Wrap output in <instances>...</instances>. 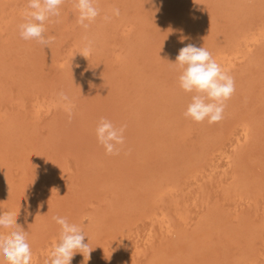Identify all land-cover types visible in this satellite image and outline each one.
Masks as SVG:
<instances>
[{"label": "rangeland", "instance_id": "374dc122", "mask_svg": "<svg viewBox=\"0 0 264 264\" xmlns=\"http://www.w3.org/2000/svg\"><path fill=\"white\" fill-rule=\"evenodd\" d=\"M26 5L0 0V211L19 214L33 264L54 216L82 227L87 264H264V0H97L87 29L65 0L48 48L20 38ZM187 44L234 78L218 123L184 116ZM101 118L127 126L119 154Z\"/></svg>", "mask_w": 264, "mask_h": 264}, {"label": "clouds", "instance_id": "9594fccd", "mask_svg": "<svg viewBox=\"0 0 264 264\" xmlns=\"http://www.w3.org/2000/svg\"><path fill=\"white\" fill-rule=\"evenodd\" d=\"M65 0H27L23 12L24 20L18 25L21 39L35 40L45 48L55 42V37L47 34V25L52 18L61 15ZM78 12L77 23L84 29L100 15L97 0H73ZM119 16V9L113 10ZM108 19V17H105ZM91 42L80 53L87 58L91 54ZM174 64L178 71L179 87L191 93L190 102L184 112L185 118L196 123L207 120L209 124L218 123L223 119L226 101L235 92L234 78L228 74L205 47L187 44L179 50ZM62 101L68 102L66 109L71 116L69 97L60 92ZM126 125H115L106 118H101L95 127L97 142L108 155L119 154L120 147L125 144ZM25 219L27 220V210ZM20 213V211H19ZM18 215L14 211H0V264H33V252L27 232L17 222ZM88 218H83L87 220ZM53 220L60 226L59 239L48 253L45 264H71L74 256L79 253L84 257V264L90 259L92 249L85 243L82 227L70 222L66 217L54 216Z\"/></svg>", "mask_w": 264, "mask_h": 264}, {"label": "bare ground", "instance_id": "6f19581e", "mask_svg": "<svg viewBox=\"0 0 264 264\" xmlns=\"http://www.w3.org/2000/svg\"><path fill=\"white\" fill-rule=\"evenodd\" d=\"M247 35V34H246ZM247 37V36H246ZM249 37V36H248ZM257 37V36H256ZM244 40L246 39V38H243ZM248 40V39H247ZM246 41V40H245ZM98 44V43H97ZM241 46V45H240ZM239 46V47H240ZM226 48V47H225ZM227 49V48H226ZM230 49V48H229ZM219 50V49H218ZM234 50H236L235 48H234ZM216 51V50H215ZM225 51V50H224ZM219 53V52H218ZM220 53H222V52H220ZM220 53H219V55L217 54L216 55V57H215V60L220 64V62H221V60H223L224 59V57H221V59H220ZM212 54V53H211ZM214 54V53H213ZM216 54V53H215ZM214 56V55H213ZM218 56V57H217ZM223 56H225L224 54H223ZM236 56V55H235ZM219 59H220V62H219ZM225 60V59H224ZM224 60H223V62H221V64L222 63H224ZM225 64V63H224ZM222 66H223V64H222ZM223 67H225V66H223ZM247 131L249 130V129H246ZM247 131H245V132H247ZM247 134V133H246ZM167 189V188H166Z\"/></svg>", "mask_w": 264, "mask_h": 264}]
</instances>
